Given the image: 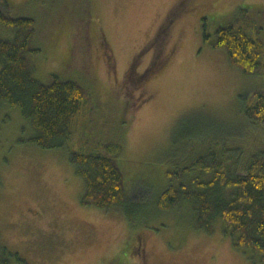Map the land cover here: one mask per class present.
Here are the masks:
<instances>
[{
  "label": "rangeland",
  "instance_id": "374dc122",
  "mask_svg": "<svg viewBox=\"0 0 264 264\" xmlns=\"http://www.w3.org/2000/svg\"><path fill=\"white\" fill-rule=\"evenodd\" d=\"M14 18L38 23L36 78L52 74L91 91L64 148L31 142V124L0 101V245L8 264H262L236 249L218 227L209 235L179 211L150 212L179 173L200 155L226 163L264 154V124L244 113L264 93V67L244 75L216 31L249 18L262 40L264 0H7ZM206 19V20H204ZM205 32L210 36L204 40ZM127 198L143 221L131 226L120 209L81 204L84 184L70 161L76 144L114 152ZM211 157V156H210ZM153 214V215H152ZM142 235V258L134 256Z\"/></svg>",
  "mask_w": 264,
  "mask_h": 264
},
{
  "label": "trees",
  "instance_id": "16d2710c",
  "mask_svg": "<svg viewBox=\"0 0 264 264\" xmlns=\"http://www.w3.org/2000/svg\"><path fill=\"white\" fill-rule=\"evenodd\" d=\"M10 7L7 0H0V101L19 109L29 121L35 131L31 142L44 150L64 148L72 139V128L85 101H90L91 91L82 82L57 74L47 83L37 80L33 56L41 52L38 23L31 17H12ZM248 21L234 20L218 28L214 47L223 49L244 75H254L264 67L263 44L259 33L249 32ZM209 39L205 32L204 40ZM254 98L255 104L246 106L244 113L255 124H264V93L254 92ZM121 138L114 141V152L106 155L83 150L85 143L83 148L76 144L70 161L84 184L81 204L101 210L120 209L136 227L143 217L135 215L139 204L130 202L126 195L118 162L124 152ZM216 156L200 155L179 173L168 171L170 185L149 213L179 211L192 228L209 235L219 227L236 249L264 264V154L249 158L242 172L236 168L239 155L226 163ZM141 238L131 253L142 258ZM5 250L0 245V264H8L2 259Z\"/></svg>",
  "mask_w": 264,
  "mask_h": 264
},
{
  "label": "flooded vegetation",
  "instance_id": "af4514ba",
  "mask_svg": "<svg viewBox=\"0 0 264 264\" xmlns=\"http://www.w3.org/2000/svg\"><path fill=\"white\" fill-rule=\"evenodd\" d=\"M194 0H180L176 3L175 6H179L185 12L192 10V4ZM206 20V19H204ZM142 250V249H141Z\"/></svg>",
  "mask_w": 264,
  "mask_h": 264
}]
</instances>
